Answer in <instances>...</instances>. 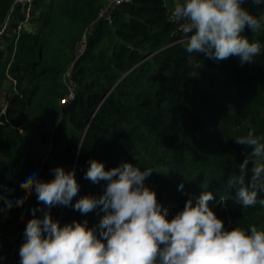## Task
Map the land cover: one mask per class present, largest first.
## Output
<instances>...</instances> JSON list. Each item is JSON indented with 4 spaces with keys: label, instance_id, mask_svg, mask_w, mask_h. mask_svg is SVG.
<instances>
[{
    "label": "trees",
    "instance_id": "obj_1",
    "mask_svg": "<svg viewBox=\"0 0 264 264\" xmlns=\"http://www.w3.org/2000/svg\"><path fill=\"white\" fill-rule=\"evenodd\" d=\"M15 2L0 0V32ZM108 2L36 0L33 29L15 35L25 16L18 9L0 35L12 39L0 53V186L14 194L7 200L0 192V258L6 253L8 264H20L23 233L13 238L33 207L37 216L49 210L61 225L87 220L91 227L105 214L100 206L87 213L65 205L48 209L33 193L20 198L17 191L27 188L20 177L32 167L42 166L46 180L58 165L75 169L80 188L73 204L82 195L103 194L106 181L84 175L91 159L106 169L124 161L152 167L145 183L169 217L189 198L212 191L208 203L226 228H264V206H243L228 183L252 150L235 137L249 129L264 137V51L243 65L235 55L216 60L188 53L164 0L123 2L111 22L98 18ZM252 3L243 6L258 15ZM244 34L264 43V31L246 27ZM84 37L88 45L76 57ZM72 88L74 99L62 104ZM257 159L249 160L247 177Z\"/></svg>",
    "mask_w": 264,
    "mask_h": 264
},
{
    "label": "clouds",
    "instance_id": "obj_2",
    "mask_svg": "<svg viewBox=\"0 0 264 264\" xmlns=\"http://www.w3.org/2000/svg\"><path fill=\"white\" fill-rule=\"evenodd\" d=\"M245 0H175L172 15L181 20L183 42L188 53H204L221 60L235 55L243 65L253 62L264 51V43L250 40L245 28L252 33L264 31V9L255 15L243 6ZM264 4V0H252ZM237 143L252 146L251 153L239 164L240 172L228 183L236 188L235 199L243 206H264V137L253 129L235 137ZM252 161L251 176L247 177ZM85 177L93 183L106 181L102 195H77L80 185L75 169L62 165L52 169L54 176L42 180L35 167L20 179L27 188L19 189L23 198L34 190L38 201L50 209L53 205L71 206L81 213L101 207L105 214L98 225L88 221L60 224L49 210L37 216V208L23 232L19 248L20 264H264V228L224 226L209 201L212 191H203L169 217V208L157 198L154 188L145 183L154 168L124 161L105 168L104 162L88 161ZM247 177V182H246ZM183 189V182L178 185ZM7 200L13 193L0 186ZM221 196V199H225ZM27 211V207L21 209Z\"/></svg>",
    "mask_w": 264,
    "mask_h": 264
},
{
    "label": "built area",
    "instance_id": "obj_3",
    "mask_svg": "<svg viewBox=\"0 0 264 264\" xmlns=\"http://www.w3.org/2000/svg\"><path fill=\"white\" fill-rule=\"evenodd\" d=\"M131 0H109V2L107 4L104 5V7L101 9V11L99 12V19L100 18H104L105 20L111 22L112 21V12L113 10L118 6V5H121L123 2H130ZM35 2L34 0H16L15 4L18 5V4H21V5H24L26 7L23 8L24 10V14L29 16L31 15V6H32V3ZM15 4L13 6V8L15 7ZM263 5L261 8L264 9V4H261ZM12 8V9H13ZM11 9V10H12ZM172 12L173 10H169L168 14H169V21L171 23H173L174 25H176V31H175V35H177L179 37V39L177 40V42H182L184 41L185 39V33L183 32L182 30V27H181V24L183 23V21L181 20H176L173 18V15H172ZM260 15V13L258 14ZM7 23V22H6ZM7 24H5V27H6ZM21 26V25H20ZM4 27V29H5ZM4 29L1 31L2 33L4 32ZM176 42V43H177ZM88 45V42H87V38L84 39L83 41V44H82V48H81V51H80V55L85 51L86 47ZM74 90L73 88L70 90V93L69 95L62 100V104H66L68 103L69 101L73 100L74 99ZM42 170H43V167L41 166L38 170H37V175L40 179L42 180H46L43 176H42ZM36 194L34 190L32 191H27V194ZM24 229L20 230L15 236L13 239H17L22 233H23ZM0 264H8V256L6 253H4L1 258H0Z\"/></svg>",
    "mask_w": 264,
    "mask_h": 264
},
{
    "label": "rangeland",
    "instance_id": "obj_4",
    "mask_svg": "<svg viewBox=\"0 0 264 264\" xmlns=\"http://www.w3.org/2000/svg\"><path fill=\"white\" fill-rule=\"evenodd\" d=\"M34 1H36V0H34ZM34 3L35 2H33L32 3V6H31V15H29V16L27 15V17H26V15L24 14L25 16H24L23 20L21 21V23L18 26L17 34H15L17 37L20 36V34H19L20 32L25 31V30L33 29V27L35 25V22L33 21V15H32ZM24 7H26V6L21 5V4H18V5L15 4V7L10 11V18L15 13V11H17L18 9L24 12V10H23ZM10 18L8 19V21L6 23L7 24L6 27L8 26V22H9ZM6 27H5V29H7ZM5 32H6V30H5ZM7 32H8V30H7ZM0 35H3L2 32H0ZM8 37H9V39H8ZM85 38L86 37H84L83 40L80 41L79 44L76 47V52H75L76 57H79L80 56V51H81L82 44H83V41H84ZM11 40L12 39H11V34L10 33L7 34V37H5V38L4 37H1L0 38V53L2 52V50H4V53H6V46L11 43ZM8 78H9V80H10V82L12 84L15 83L14 82L15 80H14V77L13 76L8 75ZM4 96H5V92H2L0 94V102H2V106H5V98H4Z\"/></svg>",
    "mask_w": 264,
    "mask_h": 264
},
{
    "label": "crops",
    "instance_id": "obj_5",
    "mask_svg": "<svg viewBox=\"0 0 264 264\" xmlns=\"http://www.w3.org/2000/svg\"><path fill=\"white\" fill-rule=\"evenodd\" d=\"M165 1V5L167 7L168 10H173L175 7V0H164ZM252 5H254L255 10L258 12L261 10V6L258 7V5H255L252 3ZM260 13V12H259Z\"/></svg>",
    "mask_w": 264,
    "mask_h": 264
}]
</instances>
